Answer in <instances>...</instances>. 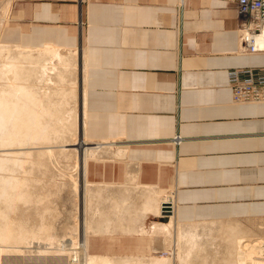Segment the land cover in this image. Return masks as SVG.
<instances>
[{
    "label": "crops",
    "instance_id": "obj_1",
    "mask_svg": "<svg viewBox=\"0 0 264 264\" xmlns=\"http://www.w3.org/2000/svg\"><path fill=\"white\" fill-rule=\"evenodd\" d=\"M0 3L6 9L0 19L2 46H55L81 51L85 58V131L98 141L85 166L95 198L88 252L91 236L140 240L139 248L103 254L111 257H145L155 248L139 230L150 215L160 216L141 215V202L149 199L141 196L148 190L161 198L171 191L175 220L182 224L255 220L257 226H246L264 234V102H235L228 75L234 68L264 66V53L242 50L243 16L235 3ZM90 161L96 163L94 180ZM113 199L123 200L122 208ZM190 244L186 248L199 242Z\"/></svg>",
    "mask_w": 264,
    "mask_h": 264
},
{
    "label": "bare ground",
    "instance_id": "obj_2",
    "mask_svg": "<svg viewBox=\"0 0 264 264\" xmlns=\"http://www.w3.org/2000/svg\"><path fill=\"white\" fill-rule=\"evenodd\" d=\"M255 42L257 44L264 42V32L255 37ZM0 45L2 46V44H0ZM9 46L11 47V45H9ZM9 46H6L7 47V49L5 48L6 51L2 52L3 53L2 57L0 56L3 59V61H2V59L0 58L1 59L0 61L4 62V64H5V66L2 65L3 67H0V69L2 68L0 70V81H1V78L3 80V78L6 77V79L8 78V80L4 79L3 80L4 82L5 81L13 82V84L12 83L10 84L8 82H6L7 84L6 83L1 84V82H0V171L2 172V174L0 173V243H1L0 244V250L7 251L6 248H9V250L11 249L12 251H14L13 249L18 250L19 246H17V245L19 243L26 241L27 239H29L30 236L35 237L37 234L40 236H41V234L42 235L49 234L50 229H51L50 226H52L51 224L45 225L46 223H44L45 221H43V223L40 222V225L37 226L38 228L37 227L36 228H30L31 225L33 226V224H30V226H28L29 227L28 228V227H26V225H24V223H23L24 220L18 219V217H19L18 215H17L18 216L17 219L14 218L16 216H14L13 213L16 212V210H19L18 208L19 207L21 208V205L23 206V204H26V203L29 204V201L33 202V200L37 199V197H35L36 199H34L35 195H34V193H33L34 191L32 189L34 187V184L36 183L35 178H33V180H32L31 178L28 179L26 177H22L21 175L19 177V174L17 173L19 171V170L17 171V168L19 169L21 166L24 165V163L25 164H26V162L35 163V159H37V158L34 157V154H32L30 150L33 148H36V146L40 143H43V144L46 143V145L40 144L41 146H49V147L51 146L52 148L54 146H57V147L62 146V145L54 144V143H51L53 145H50L49 142H58V141L59 142L60 141L66 142L68 137H71V136H73V134L79 132V135H80L81 141H82L81 144H83L82 147L83 146L84 147L82 148L81 160L76 165V168L78 171V176H77V181H76L75 185H76V191L79 192L80 198H82V201L87 202V197H88V195H91L90 193H91L92 189L87 188L89 184L87 183L86 178H85V166H86L87 158L91 155V154H89L90 153L89 148L92 149V148H96V147H94L95 144L94 145H88L89 141H88V138L86 136V131H85V123H86V89H85L86 65H85V58L83 55H81V51H77L74 49L58 48L55 46H52L53 47L52 49H46V46H44L45 49H42L44 47L40 48L43 51L42 50L41 51H29L31 48L30 49L26 48V49H29L27 53H23V51H25V50L20 51L21 49L19 50L21 52L20 53L17 51V49L14 50L15 49L14 47H16V46L13 47L14 49L11 47L13 50L9 49L8 48ZM20 48H22V47H20ZM22 49H24V47ZM37 49L39 50V48H37ZM2 50H4V46L2 47ZM45 50H46V52H44ZM68 50L74 51L72 53H74L73 55L75 56L76 63H77V65H76V67H77L76 90H74V86L70 84L71 82H69L70 81V79H69L70 71L73 70L72 73H75V71H74L75 69L73 68V65L75 63L74 64L72 63V60H71L72 57L71 56H67L66 54H64L65 53L64 51H68ZM70 53H71V51H70ZM2 62H0V65L3 64ZM75 75H76V73H75ZM1 76H4V77H1ZM39 76H40V80H41V78H43L44 82H46V84L50 83L51 88H48V85H47V89L44 88V90H41L40 88H38V86L33 85V83L31 82V79L32 78H39ZM78 82H79V90H78ZM69 84H70V86H69ZM40 85H42V84H40ZM44 85H45V83H44ZM73 91H76L77 95H78V91H79V98H78L79 101H78V99H77V101H78V106L80 107V109H79L80 110V113H79L80 116H79V119H77V121L79 122L77 125L78 128H77V126L75 128L77 130V132H74V131H76V130H74V126H75L74 124H75L77 115L76 116H65L66 112L68 115V113H73V110H74V107L73 108L68 107V109L65 108L66 105L69 106L68 103H70V102L73 103V101H71V100L69 101L67 98V95L71 94V92H73ZM66 98H67V100H66ZM74 103H77V102L75 101ZM70 106L72 107V105H70ZM66 110H68V111H66ZM76 110L78 111V108ZM69 115H71V114H69ZM77 121H76V123H77ZM35 143L36 144L38 143V144L36 145ZM33 144H35L36 146H33ZM29 145H31V146H29ZM37 147H40V146H37ZM32 152H33V150H32ZM47 153L49 154L50 157L53 158L54 150H41V152L36 156L37 157L41 156V158H42V155L43 154L47 155ZM93 154H94V151H93ZM42 159H44V158H42ZM38 163H41V162H39V160H38ZM3 172H6V173L3 174ZM29 172L32 173V171H29ZM22 173L24 174V171ZM65 173H67V172L65 171L63 174H65ZM88 189H89V191H88ZM136 189H138V188H136ZM150 189H152V188H150ZM103 190H105V189L103 188ZM148 191H149L148 193H143V196H141V198H142V197L146 196L145 194H147L148 196H146V197L149 198V199H147V202H145V201L141 202V205L142 204L144 205V206L143 205L141 206V208L143 207L144 211L140 208L141 209L140 211L144 212L143 213L144 215L143 214H141V215L145 216V213L147 211L156 213L157 215H160V216L164 215L163 213H170L169 214L170 220H168V221H156V222H154L153 225H150L149 227H152L151 232L169 233L170 237L172 236L174 238H177L176 241L179 240L178 242H180V241L185 239L188 242V244L189 243L197 244L198 242L200 243V237L199 236L203 235V234H200L203 231H205V234L206 233L212 234L211 238H209L208 240L209 241L212 240V241H210V243L212 242L214 244L216 239H218L217 237L220 236L222 233L223 237L220 236V238L222 237L223 241H225V243H226L225 247L227 248L228 255L230 256V257L224 256L225 258H227V260L224 261V264H264V259H258L259 257L264 258V240H263V238L262 237L256 238L255 240L252 241L251 239L244 237V235H242V234H244V232L247 229L244 228V226H241L240 222L237 223L236 221H231V222L228 221V222H217L216 223V222L211 221L210 223H208L207 221H205V223L204 222L203 223H200V222L197 223L196 222V223L182 224V223L177 222L175 220L174 206H173L172 211H171V208H168L170 206L167 203L171 202L170 201V199H171L170 195L169 196H163V198H161L162 196L160 197V195L158 193L156 194L155 192H153L154 190H152V191L148 190ZM144 192H146V191H144ZM137 193H138V191H137ZM99 195H100V193H99ZM125 196L126 195H124V197ZM93 198L94 197H92V199ZM127 198H128V196H127ZM127 198H126V200L124 199V203H126L127 200L129 201V199H127ZM143 199H146V198H143ZM140 200H142V199H140ZM114 201H117V200H114ZM122 202H123V200H122ZM122 202L117 201L119 207L121 205L120 203H122ZM144 202H145V204H144ZM19 204H21V205H19ZM98 205H99V203H98ZM129 205H130V203H129ZM109 206H111V205H109ZM116 206H114V207H116ZM134 206H136V205H134ZM139 207H140V205H139ZM80 208H81L80 209L81 212L80 211L79 212L81 214L85 210V203H84V205L82 204V206ZM120 208H122V205ZM115 210H117V209H115ZM138 210L139 209H137V211ZM121 211L123 212V210H121ZM133 211H135V210H133ZM124 212L126 213L127 210ZM135 213H137V212L135 211ZM140 213H142V212H139V215H140ZM11 214H13V215H11ZM83 214H84V212H83ZM132 214H134V213H132ZM115 215H117V214H115ZM127 215H128V213H127ZM141 215L139 217H141ZM98 216H100V215H98ZM80 217H81V221H80L81 227L79 226L80 227L79 228L80 229V237L76 236L75 234H74L75 236L71 235V237L68 238L69 240H67V244L66 245L63 244L64 248H65L63 250L67 254L70 251H73V249H74V252L76 255L74 259L76 261L79 260L77 262V264H162L161 260H158V258H157V260L150 261V259H148L149 261L148 260L145 261V259H147V258H145L144 256L143 257L142 256L141 257H136V256L135 257H133V256L132 257H111V256L103 255V254H95V253L88 252L89 250L87 249V239H88L87 234L89 232L90 227L87 225V223L85 221L86 218L83 216H80ZM42 218H44V216ZM113 218H114V216H113ZM116 218H117V216H116ZM111 219L109 221H111ZM41 220H43V219H41ZM106 220H105V222H106ZM120 222H122V221H120ZM123 222L125 223V221H123ZM100 223H101V221H100ZM110 223H112V222H110ZM110 223H109V225H111ZM117 223H116V225H117ZM134 223H135V221H134ZM26 224L28 225V223H26ZM107 225H108V223H107ZM39 226H41V227L39 228ZM95 226H97V225H95ZM127 226L128 225L126 224V227ZM200 227H204V228H200ZM104 228H106V227H104ZM145 228H146V225L142 224L139 227V230L142 232H146ZM107 229H106V231H107ZM139 230H138V232H139ZM113 231H115V230H113ZM121 231H123V230H121ZM130 232H132V231H130ZM218 233H220V235H218ZM45 235L43 237L46 238ZM49 235H47V237ZM51 235H52V233H51ZM51 235L49 238H51ZM53 238H54V236H53ZM79 239H80V241H79ZM48 240H50V239H48ZM206 243H208V242H206ZM188 244L186 246H188ZM191 244H190V246H191ZM214 245L216 247L218 246V244L217 245L214 244ZM20 246L21 247L19 249L21 251V248L23 246H22V244ZM186 246H184V247L186 248ZM187 248H189V247H187ZM181 249H182V247H181ZM223 249H224V246H223ZM58 250H59V248H58ZM185 251H187V250H184L183 252H185ZM227 251H226V255H227ZM2 252H4V251H2ZM193 252L194 251H192L190 253L192 254ZM14 253H15V251H14ZM187 253H188V251H187ZM0 255H2V254H0ZM224 255H225V253H224ZM202 257H204V256H202ZM186 258H187V256H186ZM194 258H196V257H194ZM169 260H168V264H176L175 263L176 261L174 259L173 260L171 259L170 261ZM178 261H179V264H182L183 260H181L179 258ZM200 261L202 263V259ZM204 262H205V260H204ZM189 263H190V261H189ZM189 263H187V264H189ZM192 263H193V261H192ZM197 263H199V262H197ZM68 264H69V262H68Z\"/></svg>",
    "mask_w": 264,
    "mask_h": 264
},
{
    "label": "rangeland",
    "instance_id": "obj_3",
    "mask_svg": "<svg viewBox=\"0 0 264 264\" xmlns=\"http://www.w3.org/2000/svg\"><path fill=\"white\" fill-rule=\"evenodd\" d=\"M5 12H6L5 7L2 5V3H0V19L3 18V15L5 14ZM0 47H1L0 48L1 49L0 50V56L2 57V54H3L2 52L6 51L7 47L4 46V50H2L3 46H0ZM11 47L13 48L14 46H11ZM11 47L9 46L8 48L11 50H13L15 48L14 50L17 49L18 52L23 51V50H25V51L27 50L26 52L23 51V53H27L29 50V49H22L19 47H18L19 48L18 49L17 46L14 47L13 49ZM52 48H53L52 46H46V49H52ZM42 49H45V47ZM42 49H40V48H39V50L38 49H30L29 51H41ZM70 51H71V53H70ZM44 52H46V50ZM64 52H65L64 54H66L67 56H71L72 57V59H71L72 63L73 64L75 63L74 65L73 64L72 65H73V68L75 69L74 71H75L76 75H75V73H72L73 70H71L70 76H69V79H70L69 82H71L70 84L73 85L74 90H76V83H77V67H76V65H77V63H76L75 56L73 55L74 53H72L74 51L68 50V51H64ZM2 61H3V59H2ZM2 61H0V62H2ZM2 63L3 64H1L0 67H3L2 65L5 66L4 62H2ZM1 77H4V76H1ZM4 79H6V77L3 78V80ZM3 80L1 78V81H0L1 84L2 83L5 84L6 82H8V81L4 82ZM6 80H8V78ZM31 82L33 83V85L38 86V88H40L41 90H44V88L47 89V85H48V88H51V86H50L51 84L50 83L46 84V82H44L43 78H41V80H40V76H39V78H32ZM8 83L13 84V82H11V81H9ZM44 83L46 86L44 85ZM40 84H42L43 86ZM70 84H69V86H70ZM78 90H79V82H78ZM67 98L69 101L70 100L73 101V103L72 102L68 103L69 106L66 105L65 108L68 109V107L69 108L74 107L75 111L73 110V113H68V115L66 112L65 116H76L77 115L76 116V121H77V119H79V116H80V114H79L80 113V110H79L80 107L78 106L79 91H78V95H77L76 91L71 92V94L67 95ZM67 98H66V100H67ZM77 99H78V101H77ZM75 101L77 103H74ZM70 105H72V107ZM76 107L78 108V111L76 110L77 109ZM66 111H68V110H66ZM69 114H71V115H69ZM76 121L74 124L75 125L74 130H76L75 128L79 123L78 121L76 123ZM77 128H78V126H77ZM74 132H77V130ZM88 141H89L88 145H94L95 143L98 142L97 140H93L90 137L88 138ZM49 143H50V145H53L51 143H54V144H59L62 146H59V147L54 146L52 148L51 146L50 147L49 146H41L40 144H43V143H40V144L37 143L38 145L35 143L37 146H40V147H37L35 144H33V146H36V148H33L30 150L31 153L34 154V157L37 158V159H35V163L26 162V164L24 163V165H23L24 167L21 166L20 167L21 169L17 168V171L21 170L20 172L19 171L17 172L19 174V177L21 175L22 177H26L28 179L31 178L32 180H33V178H35L36 183L34 182L35 184H34V187L32 188L34 192L33 191L32 192L35 195L34 199H36L35 197H37L38 200L37 199H36L37 201L33 200V202L29 201V204L28 203L23 204L24 207L21 204H19V205H21V208L19 207L18 208L19 210H16V212H14L13 214H14V216H16L14 218L17 219V217L19 216L18 217L19 220L22 219L26 223H28V225H27L23 221V223H24V225H26V227L30 226V224H33L34 227L31 225L30 228H36L38 225H40V222L43 223V221H45L44 222V223H46L45 225L51 224L52 226H50L51 227L50 233L48 232L50 235L52 233L51 238H49L50 237L49 234H46V235L44 234L46 236V238H45V237H43L44 235H42L40 233L42 237L37 234L38 235V236L36 235L37 237L36 236L35 237L30 236L29 239H27L26 241L19 243L17 245V246H19L18 250L13 249L15 251V253L11 249H10L11 250L10 251L9 248H6V250L8 252L10 251L9 253L5 250H0V254H2V255H0V264H68V262H69V264H77V262L79 260L76 261L74 259L76 256L74 249H73V251H70L71 253L69 252L68 254L66 252H64L63 249H65L64 245L67 244V240H69L68 238L71 237V235H73V236L76 235V236L80 237V229H79L81 227V223H80L81 217L80 216H83L86 218L85 221H86L87 225L90 227L89 232L87 234V237L90 235V233L94 232V228L91 224V221H92L93 216H94V207H93V199H92V197H94L93 196L94 194H92V190H91V193L89 192L91 195L87 194L88 195L87 202L86 201L83 202L82 198H80L79 192L76 191V185H75V183L77 181V176H78V171H77L76 165L81 160L82 148L84 147V146L82 147L83 144H81L82 141H81V137L79 135V132L73 134V136H71V137H68L66 142L65 141L64 142L58 141V142H49ZM113 143H115V142H113ZM43 145H46V143ZM29 146H31V145H29ZM89 149H88L90 152L89 154H92L94 148H92V149L89 148ZM32 150H33V152H32ZM41 150H54L53 158L50 157L48 153H47V155H44V154H43L44 156L42 155V158H44V159H42L41 156H39L40 158L37 157L36 155H38L41 152ZM96 155L97 154H95V156L92 158H95ZM106 155H105V157H106ZM106 159H107L106 162H112L111 159H114V158L111 156V158L106 157ZM38 160L41 163H38ZM115 160H117V159H115ZM90 162H91L90 163V165H91L90 177H91V179L94 180L95 176H96V170H95L96 163L94 161H90ZM22 170L24 171V174L26 173L25 175L22 173L23 172ZM28 170L32 171V173L29 172ZM65 171L67 172V173H65L66 175L63 174ZM0 173L2 174L1 171H0ZM4 173H6V172H3V174ZM90 186L91 185H88L87 188L91 189ZM89 189H88V191H89ZM163 193L171 195V191H165ZM84 203H85V210L83 211L84 214L82 212L81 213L82 215H81L80 214V212H81L80 207L82 206V204L84 205ZM13 214H11V215H13ZM163 214L164 215H161V216L150 215L148 218L147 224H146V228H145L146 232H145V234L141 235V236L146 237V239L144 240L145 243L148 242L152 247H155L152 251L150 250L145 255V258H147V259L144 258L145 261H147L148 259H150V261L157 260V258H158V260H161L162 264H168L169 259L170 260L174 259L176 261L175 263L178 264V260L180 258L181 260H184V261L186 259V261H188V263L190 261L189 264H195V263L200 264L201 259H202L203 264H222V263L224 264V261L227 260V258H225V257H230L228 255L227 248L225 247L226 243H225V241H223V238H222L223 234L222 233H221V235H220V233H218V235H220L222 237L221 238H220V236L217 237L218 239H216V241L214 243L216 245L218 244V246L216 247L212 242L210 243V241H212V240H210V241L208 240L209 238H211L212 234H207V233L205 234V231L201 232L200 234H203V235L199 236L200 237V243L198 244L197 247L191 248L192 249L191 250L190 248H185V247L181 249L182 244L183 245L186 243L188 244V242L185 239L178 242L179 240L176 241L177 238H174L172 236L170 237L169 233L151 232L152 227H149V226L153 225L154 222L170 220V218H169L170 213H163ZM43 216H44V218H42ZM40 218L43 220H41ZM227 221H230V222L236 221L237 223L240 222L238 220H227ZM216 222H221V221H216ZM200 223H203V222H200ZM256 223H258V222H256L255 220H252V221L245 220V221L240 222L241 226H244V228L247 229L244 232V234H242V235H244V237H246V238L251 239L252 241L255 240L256 238H261V237L264 240V234L262 232L261 233L256 232V231H254V229H253V231H250V229L247 227V226H251V227L257 226V225H255ZM40 227L41 226H39V228ZM200 228H204V227H200ZM47 235H49V236L47 237ZM53 236H54V238H53ZM147 238H150V239H147ZM48 239H50V240H48ZM79 241H80V239H79ZM205 241L208 243H206ZM21 244L23 247L21 248V251H20L19 248L21 247L20 246ZM139 244H140L139 239L131 238L129 236H119V237H116L114 239H110L109 237H106V236H97V237L91 236L90 251L92 253H101V254H107V253H109V254H113V253L121 254V253H125V251H127V249L138 247ZM223 246H224L225 250L223 249ZM58 248H59V250H58ZM184 250H187L189 254L187 253V251L183 252ZM2 251H4V252H2ZM189 251L190 252L194 251V252L191 254ZM226 251H227V255H226ZM224 253H225V255H224ZM186 256H187V258H186ZM200 256L201 257L204 256V257L201 258ZM194 257H196V258H194ZM258 259H264V258L259 257ZM204 260H205V262H204ZM191 261H193V263ZM197 262H199V263H197ZM184 264H187V263H184Z\"/></svg>",
    "mask_w": 264,
    "mask_h": 264
},
{
    "label": "built area",
    "instance_id": "obj_4",
    "mask_svg": "<svg viewBox=\"0 0 264 264\" xmlns=\"http://www.w3.org/2000/svg\"><path fill=\"white\" fill-rule=\"evenodd\" d=\"M237 5L243 16L240 44L244 52L264 53V42L257 44L255 37L264 32V0H228ZM229 84L235 102H264V66L229 70ZM181 138H176L179 142ZM173 209V201L167 203Z\"/></svg>",
    "mask_w": 264,
    "mask_h": 264
}]
</instances>
